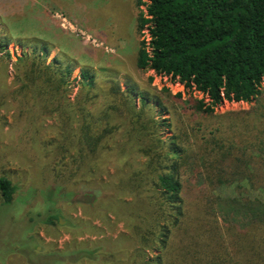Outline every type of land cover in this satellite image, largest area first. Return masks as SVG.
<instances>
[{
  "label": "trees",
  "instance_id": "obj_1",
  "mask_svg": "<svg viewBox=\"0 0 264 264\" xmlns=\"http://www.w3.org/2000/svg\"><path fill=\"white\" fill-rule=\"evenodd\" d=\"M137 5H143L145 12L139 11L136 29L141 33L146 28L149 39L140 40L135 66L168 76L186 92L202 95L190 98L184 110L212 114L225 101L249 102L261 93L264 0H137ZM13 41L0 35V54ZM18 42L23 48V41ZM37 43L31 53L22 51L17 56L11 88L0 95V108H14L17 123L35 111L43 117L57 115L61 136L72 138L69 146L75 151L74 158L64 163L66 149L57 146L54 162L62 165L58 181L72 178L89 161L91 170H100L101 151L122 157L125 172L109 182L81 181L78 186L84 210L105 218L107 210L115 209L104 206L105 202L123 209L115 213L131 236L114 241L73 240L63 250L37 251L33 224L24 241L5 244L6 253L0 250V264L18 263H10L12 255L21 256L26 264H264V204L224 199L215 192L251 180L243 150L236 153L228 140L206 134L200 122L188 127V120L184 123L176 108L173 123L155 118L148 94L135 88L121 90L113 75L107 76L108 90H103L92 74L82 72L76 103H70L67 85L72 66L56 58L48 63L47 48ZM133 91L141 102L138 109ZM99 98L103 105L96 108ZM154 99L159 115L168 113ZM116 115L126 119L130 128L124 131L122 142L110 149L109 140L120 128ZM162 127L172 131L169 138L161 136ZM128 144L133 150L124 156ZM132 155L143 161L133 160ZM260 164L264 167V156ZM192 176L197 184L190 181ZM16 191V184L1 175V205L11 204ZM122 196L131 200H121ZM53 204L47 203L29 222L38 217L40 223L59 225ZM86 225L73 219L68 227L75 234ZM123 240L135 241L136 246L125 252L119 244Z\"/></svg>",
  "mask_w": 264,
  "mask_h": 264
},
{
  "label": "rangeland",
  "instance_id": "obj_2",
  "mask_svg": "<svg viewBox=\"0 0 264 264\" xmlns=\"http://www.w3.org/2000/svg\"><path fill=\"white\" fill-rule=\"evenodd\" d=\"M140 10L145 12V7H139L137 0H0V35L10 36L14 40L6 49L7 52L0 54V95L11 88L13 64L17 56L22 51L31 53V46L40 45L37 43L40 41L47 48L48 63L56 58L63 65L72 66L67 85L70 103H76L83 82L82 72L92 74L96 84L101 88L104 86L103 90H108L107 76H115L121 90L135 88L139 93L148 94V105L155 118L161 117L166 123H173L172 116L176 108L178 117L184 123L188 120V127L200 122L206 134L212 132L228 140L234 145L236 153L243 150L251 180L219 187L215 192L224 199H247L264 204V167L260 164L264 156V85L261 93L252 101H225L216 106L212 114L184 110L189 108L190 98L200 99L202 95L186 92L182 85L168 76L157 75L150 70L143 71L135 66L140 40L149 39L146 28L141 33L136 29ZM21 40L23 48L18 45ZM137 92H131L136 109L141 105ZM177 93L181 94L180 98L175 97ZM155 97L161 101L163 108H167L168 113L159 115V107L153 103ZM102 105L99 98L95 107ZM14 111V108H0V176H7L17 187V198L11 204L1 205L0 200V250L6 253L9 247L5 244L10 246L13 241H24L25 232L33 224L35 237H32L35 238L34 247L37 251L63 250L73 240L114 241L119 236H131L126 223L118 219L115 213V210H120L117 206L105 202L104 206L115 208L107 210L105 218L93 214L90 209L84 210L78 186L81 181L109 182L112 177L125 172L127 164L123 163L122 157L119 159L116 154L109 156L106 151H101L102 154H98L100 163L97 160L102 166L100 170H91L89 161L72 178L58 181L56 176L62 165L54 162L56 148L64 146L66 152L63 162H70L75 153L69 146L72 138L61 136L56 114L43 117L35 111L31 113L32 116L26 114L17 123ZM115 118L120 128L109 140L110 149L122 142L124 131L130 128L126 119L118 115ZM65 134L68 135L69 131ZM161 134L169 138L172 131L162 127ZM136 139L134 137L131 143ZM132 150L130 144L126 145L124 156H129ZM130 157L135 161H143L135 155ZM190 181L197 184L198 179L192 176ZM120 199L131 200L124 196ZM49 202H54L61 220L59 225L40 223L38 217H34L31 224L29 217L35 216L37 211L42 212ZM119 212L125 211L121 209ZM73 219L89 225L82 232L73 234L68 227ZM119 244L125 252L136 246L135 241L125 243L123 240ZM9 258L10 263H16L17 260L16 264H26L19 255Z\"/></svg>",
  "mask_w": 264,
  "mask_h": 264
},
{
  "label": "water",
  "instance_id": "obj_3",
  "mask_svg": "<svg viewBox=\"0 0 264 264\" xmlns=\"http://www.w3.org/2000/svg\"><path fill=\"white\" fill-rule=\"evenodd\" d=\"M61 220H59V222H60Z\"/></svg>",
  "mask_w": 264,
  "mask_h": 264
}]
</instances>
